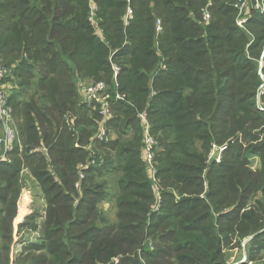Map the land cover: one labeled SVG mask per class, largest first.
<instances>
[{
  "label": "trees",
  "instance_id": "1",
  "mask_svg": "<svg viewBox=\"0 0 264 264\" xmlns=\"http://www.w3.org/2000/svg\"><path fill=\"white\" fill-rule=\"evenodd\" d=\"M95 1L102 36L90 0H0V56L21 87L11 96L18 144L0 159V264H223L224 251L250 237L248 260L262 264L264 168H251L249 154L264 161V13L253 10L241 28L228 0H214L209 23L208 0ZM112 60L122 67L117 89ZM100 80L127 96L113 103L110 126L120 137L132 130L139 145L120 150L117 221L104 225L99 187L88 178L82 195L76 187L100 120L80 86ZM144 110L162 145L158 177L170 187L159 212L141 150ZM69 114L79 115L74 129ZM81 125L95 131L78 133ZM114 141L96 146L118 149ZM214 142L226 144L220 162L207 159ZM96 159L88 177L107 170ZM26 170L43 191L44 216H19ZM39 217L40 240L12 258L15 235L37 230Z\"/></svg>",
  "mask_w": 264,
  "mask_h": 264
},
{
  "label": "built area",
  "instance_id": "2",
  "mask_svg": "<svg viewBox=\"0 0 264 264\" xmlns=\"http://www.w3.org/2000/svg\"><path fill=\"white\" fill-rule=\"evenodd\" d=\"M130 1V0H129ZM254 0H235L234 7L237 10V25L241 28H246L249 19L252 17L253 10L264 12L263 2L255 0V9H251V3ZM214 0H208L207 5L202 9V20L204 23H209L212 19L211 6ZM89 19L94 24L97 25V12L99 6L95 0H90L89 2ZM133 17V10L131 6L128 7L127 14L125 16V21L128 23ZM158 31L162 30V21L158 19L157 21ZM261 64H264L262 58ZM112 67L114 71V83L115 88H119L120 83L118 75L120 74L122 67L121 65L112 60ZM13 67L7 65L3 58L0 56V125L3 129V147L1 160L9 158V152H11L18 140L19 132L15 122V109L11 100L12 89L10 85L9 78L12 76ZM127 96L120 91H117L115 96L110 89V86L105 81H88L84 82L80 86V98L82 103L87 104L92 110L97 111L100 117L98 124L96 125V133L93 140L87 145L88 150L91 151L89 161L81 162L78 166L80 179L76 182V187L79 189L84 178L85 170L89 166L96 164V156L94 154V149L99 142H109L113 139V134L111 126L109 124L110 120L114 117L113 103L119 100H126ZM66 116V125L69 129H74L75 125L71 123V120ZM141 127L143 129V146H142V156L144 162L146 163L147 174L152 184V188L155 195L154 202H164L163 191L161 186V179L158 177V167L156 156L159 149V138L153 133L152 123L149 118L148 112L146 110L139 113ZM225 145L214 144L211 150L212 158L214 161H221L223 152L225 150ZM97 165V164H96ZM158 207H155L159 210ZM156 210L151 209V212Z\"/></svg>",
  "mask_w": 264,
  "mask_h": 264
},
{
  "label": "rangeland",
  "instance_id": "3",
  "mask_svg": "<svg viewBox=\"0 0 264 264\" xmlns=\"http://www.w3.org/2000/svg\"><path fill=\"white\" fill-rule=\"evenodd\" d=\"M228 1L232 5L235 2V0H228ZM259 1L263 2V4H264V0H259ZM263 7H264V5H263ZM251 9L252 10L255 9V0L253 1V3H251ZM98 11H100V7H99ZM214 19L216 20V16H215V13H213V11H212V19L211 20L214 21ZM235 20H236V18H235ZM97 33L100 36H102V34H103L100 27L98 26V24H97ZM245 53H246V50H245ZM262 76H263L262 77L263 84L261 86L260 92H264V75L262 74ZM10 80H11V82H10L11 87L13 86L14 90H17L20 87V86L18 87V85H17L19 80L16 79L15 75L13 77H11ZM84 82H88V81H83L82 83H84ZM19 89H21V87ZM79 97H80V93H79ZM258 98L260 101V97H258ZM80 102L82 103L81 98H80ZM262 105H264V104H262ZM91 112H94V110L91 109ZM78 116H79L78 114H73V115L69 114L68 118L71 120V123L74 124V121L76 118H78ZM0 127H1L0 128V156H2L3 129H2L1 125H0ZM76 130L78 133L79 132L89 133V131H90V132H92V134L95 131L93 126L86 127L85 125H81V127L76 128ZM111 130L113 131L112 132V134H113L112 140H115L114 142H117L118 140H120L119 148L111 150V149H108L105 147H101L99 144L94 149L95 156L97 157V155L99 154V161L102 162L103 165L105 163L107 164V170L101 172L100 174H96L94 176L88 177L89 174H87V170L90 167L95 166L97 164V159H96V164L89 166V168L85 170V174H84L85 176L82 179V182H83L84 179L88 178L87 181L84 183V185L87 187L98 186L99 190L102 192V194L104 196V200L99 204V212H100L99 224L100 225L111 224V223H115L117 221L116 200H117V196H118V192H119L118 187H117V179L119 178V176H121V172L118 169H116V167L118 166L119 160H120V157H119L120 150L124 147H136V148L139 147V145L136 144V140L134 138V133L132 130H130V132H128L124 137H120V132L117 128L115 129V128L111 127ZM141 143H142V141H141ZM214 144H217V143L214 142L212 144V147H211L209 154H208V157H207L209 162L213 161L211 150H212ZM254 144H256V143H254ZM225 146H226V144H225ZM161 150H162V145H161V142L159 139L158 152ZM11 152H9V153H11ZM249 156H250V160H251V164H250L251 168H253V169H263L264 168V165H263L264 161H263L262 155H260V154L258 155L256 153H250ZM9 159H10V157H9ZM222 160H223V155H222L221 161ZM217 162H220V161H217ZM79 164H78V166H79ZM145 167H146V163H145ZM78 173H79V168H78ZM23 177L25 179V188L23 189V192H22V195H21V198L19 201V216H20V212H21V214H23L24 211H25V214H24L23 218L25 216H27L28 214H33V213H37L38 216H44V213H45L44 209L46 207V201L44 199L43 191H42L41 187L39 186L38 181L31 175V173L28 170H26L24 172ZM90 178H92V180ZM79 179H80V176L78 178V181H79ZM81 186H82V183H81ZM81 186H80L79 190L81 189ZM161 186H162L163 193L167 190L169 191V189H170V187H168V185L163 186V184H161ZM171 189L173 190V192L177 196V198H179V195L177 194L175 189H173V188H171ZM80 192L81 193L79 195H82V189L80 190ZM24 194H25V197L23 200L22 197ZM258 196H259V198H263L262 195H258ZM78 197H80V196H78ZM163 199H164V195H163ZM78 201L79 200L77 198L75 203H77ZM159 204H160V202H153L151 209L153 208V210H156L154 212H159L163 202H161L160 208L158 210L155 207H158ZM43 220L44 219L42 217H39L37 219V223L39 225V228L37 230L32 231V230L25 229L20 235H18V234L15 235V242L13 245L12 258H15L16 256H18V254L23 250V247L26 243L37 242L40 240V237L43 234V231H42V225L44 222ZM19 222L20 221L16 220V225ZM250 239L243 240L241 248L236 247L235 249H226L224 251L223 257L221 258L222 263L223 264H237V263L251 264L252 262H250L248 260V257H249L248 244H249ZM145 245L150 247V248L153 247L152 238H148L147 243ZM260 256H261V263L264 264V251L260 254Z\"/></svg>",
  "mask_w": 264,
  "mask_h": 264
},
{
  "label": "crops",
  "instance_id": "4",
  "mask_svg": "<svg viewBox=\"0 0 264 264\" xmlns=\"http://www.w3.org/2000/svg\"><path fill=\"white\" fill-rule=\"evenodd\" d=\"M10 85H11V83H10ZM13 88V86L11 87V89ZM1 128V127H0ZM2 130V129H1ZM1 157V156H0ZM26 193V192H25ZM23 199H24V195H23V197H22Z\"/></svg>",
  "mask_w": 264,
  "mask_h": 264
},
{
  "label": "water",
  "instance_id": "5",
  "mask_svg": "<svg viewBox=\"0 0 264 264\" xmlns=\"http://www.w3.org/2000/svg\"><path fill=\"white\" fill-rule=\"evenodd\" d=\"M250 238H251V237H250ZM250 238H248V239H250ZM248 239H247V240H248ZM237 264H240V263H237Z\"/></svg>",
  "mask_w": 264,
  "mask_h": 264
}]
</instances>
